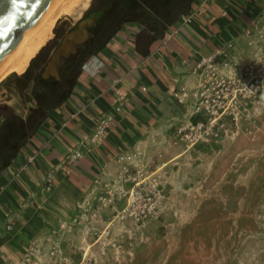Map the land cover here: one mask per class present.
I'll list each match as a JSON object with an SVG mask.
<instances>
[{"label":"crops","instance_id":"crops-1","mask_svg":"<svg viewBox=\"0 0 264 264\" xmlns=\"http://www.w3.org/2000/svg\"><path fill=\"white\" fill-rule=\"evenodd\" d=\"M188 14L156 38L127 24L84 65L71 95L0 172V264H45L53 230L94 203L101 189L96 179L114 181L120 155L145 153L182 123L201 118L193 113L192 93L203 57L227 44L232 67L264 54V0H198ZM183 87L190 95L179 102L175 93ZM104 116L111 119L105 135L92 143ZM76 151L82 157L65 163Z\"/></svg>","mask_w":264,"mask_h":264},{"label":"rangeland","instance_id":"rangeland-1","mask_svg":"<svg viewBox=\"0 0 264 264\" xmlns=\"http://www.w3.org/2000/svg\"><path fill=\"white\" fill-rule=\"evenodd\" d=\"M83 1H66L44 44L59 19L75 22L85 13L91 0L84 9ZM21 72L1 78L0 107L24 115L27 105L5 84ZM256 119L254 135L244 124L215 141L188 145L174 130L146 154L138 152L131 169H142L144 182L136 188L142 199L132 198L133 180L119 178L121 164L107 191L101 186L80 215L60 221L43 262L264 264V105Z\"/></svg>","mask_w":264,"mask_h":264},{"label":"flooded vegetation","instance_id":"flooded-vegetation-1","mask_svg":"<svg viewBox=\"0 0 264 264\" xmlns=\"http://www.w3.org/2000/svg\"><path fill=\"white\" fill-rule=\"evenodd\" d=\"M197 2L198 0H91L85 13L75 22L59 19L54 27L53 37L42 45H46L44 51L37 57L38 51L20 73L26 72L25 77L17 80L13 75L5 82L8 91L27 107L24 115L16 113L11 105L0 107V146H5L8 152H13L22 144L25 149L27 140L57 108L55 103L60 101L62 104L71 95L74 76L127 24L139 25L140 36L160 37L169 26L163 21L162 27L167 28H161L159 32L151 30L150 22L154 17H160L158 12L164 18L171 10L184 11ZM84 20H87L84 27L87 36L76 44L75 50L69 49L61 56L57 66L60 79L54 75L45 76V68L65 35L79 27ZM22 149L19 154L23 152Z\"/></svg>","mask_w":264,"mask_h":264},{"label":"built area","instance_id":"built-area-1","mask_svg":"<svg viewBox=\"0 0 264 264\" xmlns=\"http://www.w3.org/2000/svg\"><path fill=\"white\" fill-rule=\"evenodd\" d=\"M190 16L191 14L183 15V21L189 20ZM231 47L232 44L221 47L216 52L203 57L195 66L194 73L200 77V84L192 93L195 100L193 113L200 115L201 118L196 121L188 120L177 127L176 138L179 141L188 145L212 142L244 124H246L248 134L254 135L256 132L254 129V123L257 121L256 115L259 107L264 105V54L256 56L247 63L232 67L229 51ZM189 95L186 87L175 93L179 102H184ZM110 120L105 116L98 120L94 132L89 137L92 143L104 137ZM138 154L118 157L123 163L119 178L123 181L133 180L136 183L131 194L133 199L143 197L142 192L136 189L144 182L142 169H136L135 173L131 169V163ZM78 157H82V153L76 151L73 158L66 157L65 163ZM27 159L32 162L35 157L28 155ZM95 183L101 184L104 191H107L106 189L110 186L100 179H96ZM51 189L52 178L47 181L46 185V190ZM102 199L103 197L100 198ZM103 200L112 202V199L104 198ZM105 233L108 235L110 230L107 229ZM56 248V246L53 247V254Z\"/></svg>","mask_w":264,"mask_h":264},{"label":"water","instance_id":"water-1","mask_svg":"<svg viewBox=\"0 0 264 264\" xmlns=\"http://www.w3.org/2000/svg\"><path fill=\"white\" fill-rule=\"evenodd\" d=\"M57 0H0V67L15 52L26 34L39 22ZM87 20L67 33L45 68V76L60 79L57 66L67 50L87 36Z\"/></svg>","mask_w":264,"mask_h":264},{"label":"bare ground","instance_id":"bare-ground-1","mask_svg":"<svg viewBox=\"0 0 264 264\" xmlns=\"http://www.w3.org/2000/svg\"><path fill=\"white\" fill-rule=\"evenodd\" d=\"M66 1L67 0H57L43 15L39 22L26 34L15 52L0 67V80L12 72H21L25 69L28 61L44 43L46 31H49L52 28L57 19L55 15L58 13V11H60L61 8H63L62 6L65 5V3L67 4ZM88 3L89 0H84L82 9L87 7ZM70 10L71 9L65 8L66 12H69ZM80 10L81 7L79 10H77L79 11L78 14H81Z\"/></svg>","mask_w":264,"mask_h":264},{"label":"trees","instance_id":"trees-1","mask_svg":"<svg viewBox=\"0 0 264 264\" xmlns=\"http://www.w3.org/2000/svg\"><path fill=\"white\" fill-rule=\"evenodd\" d=\"M194 6H190L189 8H187L184 11H178V10H171L168 14L165 15V17L163 18V15L161 12H158L157 15H159L160 17H154L153 21L150 22V24L152 25V29L153 31L159 32L161 28H167V27H162V23L164 21V23H166L167 26H170L172 24H174L175 22L179 21L183 15L188 14L191 9ZM46 48L45 46H42L39 50V52L37 53V57L44 51V49ZM83 69H81L75 76L72 82V90L74 88V86L77 84L78 82V78L81 74ZM26 75V72L23 74H15L16 79H22L24 78ZM24 88V86H23ZM22 88V89H23ZM72 90L70 92V94L72 93ZM61 105V102L58 101L55 103V106L58 107ZM28 141V140H27ZM25 143V142H24ZM24 144L21 145L20 148L15 149L13 152H8L7 148L5 146H0V172L2 170H4L6 167L10 166L12 164V162L17 158L19 152L21 151V149L23 148ZM24 150V148L22 149Z\"/></svg>","mask_w":264,"mask_h":264}]
</instances>
